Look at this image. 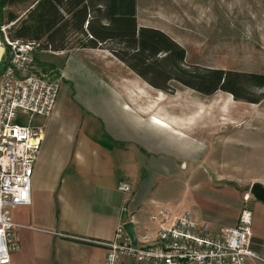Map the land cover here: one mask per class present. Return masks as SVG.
<instances>
[{
    "label": "rangeland",
    "instance_id": "1",
    "mask_svg": "<svg viewBox=\"0 0 264 264\" xmlns=\"http://www.w3.org/2000/svg\"><path fill=\"white\" fill-rule=\"evenodd\" d=\"M136 5L139 25L159 28L177 42L186 65L264 75V0H136ZM74 51L37 52L36 74L58 81L60 126L90 133L73 135L76 142L84 136L108 139L120 161L128 160L123 169L114 164L112 174L129 176L127 198L139 215L138 228H153L148 217L156 204L173 214L191 212L219 234L234 227L246 208L264 245V205L249 195L252 184L264 185V98L251 104L221 91L207 97L175 82L159 91L107 51ZM252 91L262 96V90ZM103 112L110 117L106 125ZM28 214L30 208L15 209L11 219L26 222Z\"/></svg>",
    "mask_w": 264,
    "mask_h": 264
},
{
    "label": "built area",
    "instance_id": "2",
    "mask_svg": "<svg viewBox=\"0 0 264 264\" xmlns=\"http://www.w3.org/2000/svg\"><path fill=\"white\" fill-rule=\"evenodd\" d=\"M0 27L8 59L0 74V264H11L20 250L18 230L26 228L11 219V211L31 205L32 175L44 137L43 124L54 113L60 86L36 74L39 43L10 40ZM117 191L127 196L130 183ZM121 214H128L122 206ZM153 229L133 225V244L119 221L111 240L96 242L105 250V264H250L264 263L251 250L252 212H239L234 227L213 234L207 223L191 212L173 214L156 205L148 217ZM132 223V222H131ZM133 224V223H132Z\"/></svg>",
    "mask_w": 264,
    "mask_h": 264
},
{
    "label": "crops",
    "instance_id": "3",
    "mask_svg": "<svg viewBox=\"0 0 264 264\" xmlns=\"http://www.w3.org/2000/svg\"><path fill=\"white\" fill-rule=\"evenodd\" d=\"M137 24L147 27L140 26L138 18ZM0 47L1 63L5 50ZM79 51L85 50L73 53ZM104 112L105 122H102L106 125L110 121ZM58 115L55 106L49 119L36 121L43 124L44 137L32 175V202L25 207L31 209V214L26 222L14 221L26 228L18 230L20 250L12 255L11 264H105V250L96 242L111 240L120 220L140 226L139 215L132 211V199L127 198L131 193L124 196L116 189L119 182H128L129 176L112 174L114 164L123 169L128 160L120 161L108 139L95 141L84 136L76 142L73 135L90 133L85 128L78 131L60 126ZM95 150L99 151L98 155H94ZM124 205L128 214L120 213ZM251 229L250 248L264 261V245L257 237L258 230Z\"/></svg>",
    "mask_w": 264,
    "mask_h": 264
},
{
    "label": "trees",
    "instance_id": "4",
    "mask_svg": "<svg viewBox=\"0 0 264 264\" xmlns=\"http://www.w3.org/2000/svg\"><path fill=\"white\" fill-rule=\"evenodd\" d=\"M6 25L10 40L39 43L42 52L107 51L159 91L175 82L207 97L221 91L251 104L264 98V75L186 65L184 48L171 37L138 26L136 0H0V27ZM0 45L1 74L8 59L2 34ZM252 88L262 96L254 97Z\"/></svg>",
    "mask_w": 264,
    "mask_h": 264
},
{
    "label": "water",
    "instance_id": "5",
    "mask_svg": "<svg viewBox=\"0 0 264 264\" xmlns=\"http://www.w3.org/2000/svg\"><path fill=\"white\" fill-rule=\"evenodd\" d=\"M249 195L258 203L264 205V185L261 183H254L249 189ZM123 229L130 238L131 242L135 243V236L133 231V224L126 222L123 224Z\"/></svg>",
    "mask_w": 264,
    "mask_h": 264
},
{
    "label": "bare ground",
    "instance_id": "6",
    "mask_svg": "<svg viewBox=\"0 0 264 264\" xmlns=\"http://www.w3.org/2000/svg\"><path fill=\"white\" fill-rule=\"evenodd\" d=\"M163 124H165V123H163Z\"/></svg>",
    "mask_w": 264,
    "mask_h": 264
}]
</instances>
